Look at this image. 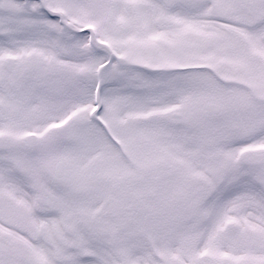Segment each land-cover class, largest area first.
Masks as SVG:
<instances>
[{"label": "snow or ice", "instance_id": "1", "mask_svg": "<svg viewBox=\"0 0 264 264\" xmlns=\"http://www.w3.org/2000/svg\"><path fill=\"white\" fill-rule=\"evenodd\" d=\"M0 264H264V0H0Z\"/></svg>", "mask_w": 264, "mask_h": 264}]
</instances>
